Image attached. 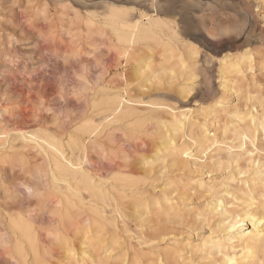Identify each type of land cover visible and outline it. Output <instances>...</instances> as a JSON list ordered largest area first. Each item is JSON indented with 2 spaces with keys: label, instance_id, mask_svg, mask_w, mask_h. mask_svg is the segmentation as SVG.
Returning <instances> with one entry per match:
<instances>
[{
  "label": "rangeland",
  "instance_id": "obj_1",
  "mask_svg": "<svg viewBox=\"0 0 264 264\" xmlns=\"http://www.w3.org/2000/svg\"><path fill=\"white\" fill-rule=\"evenodd\" d=\"M153 1L0 0V264H20V242L28 264H224L208 242L231 254L228 218L247 202L263 214L264 0H201L193 15L207 28L156 0L177 34L127 60L98 24L109 6L148 15ZM105 100L130 113L114 117ZM49 144L96 190L55 170Z\"/></svg>",
  "mask_w": 264,
  "mask_h": 264
},
{
  "label": "bare ground",
  "instance_id": "obj_2",
  "mask_svg": "<svg viewBox=\"0 0 264 264\" xmlns=\"http://www.w3.org/2000/svg\"><path fill=\"white\" fill-rule=\"evenodd\" d=\"M106 3V2H105ZM63 5V4H62ZM148 5V4H147ZM64 8V7H63ZM157 8H163L161 7V3L157 2L156 0L153 1L152 4V12L148 15H143L140 14L139 16L136 15L134 12L129 11H120L117 10L114 7L109 6L107 9V12L102 15L103 20H99L100 24L99 26H104L105 28H108L116 37L117 41L120 44V54L122 56L131 57L132 52L135 51V48L137 46H148L150 44L153 45H158V44H163L165 43V39L163 41V35H164V29H170L173 32V35H170L175 37L177 32L175 29L170 28L165 22L161 20V18L157 17L156 13L158 12ZM63 10V9H62ZM77 10V9H76ZM132 11V10H131ZM79 12V11H77ZM142 13V12H141ZM159 13V12H158ZM80 14V13H79ZM96 15V14H95ZM89 16V15H88ZM93 17V16H92ZM97 17V16H96ZM98 18V17H97ZM96 18V19H97ZM97 20V21H98ZM99 23V22H98ZM97 24L95 17L89 18L87 20V25L90 27H94ZM171 24V23H170ZM81 25V24H80ZM100 26V28H101ZM99 29V28H98ZM181 29V28H180ZM101 30V29H100ZM79 31V30H78ZM95 32V31H94ZM98 32V31H97ZM96 34V33H95ZM103 34V32H102ZM167 34V33H166ZM110 35V34H109ZM86 36V34H85ZM198 36V35H197ZM112 37V36H111ZM169 37V36H167ZM166 38V37H164ZM167 39V38H166ZM170 39V38H169ZM196 39V38H195ZM237 39V38H236ZM173 40V39H172ZM198 40V39H197ZM178 41V40H177ZM167 43H169V40H167ZM171 43V42H170ZM170 43L166 45V47L169 49ZM166 44V43H165ZM164 46V45H163ZM166 48V49H167ZM165 50V47H164ZM116 53V52H114ZM111 54V53H110ZM117 54V53H116ZM196 55V52H195ZM251 55V54H250ZM252 56V55H251ZM124 57V58H125ZM131 59V58H130ZM133 60V58H132ZM185 60V59H183ZM99 64V63H98ZM127 64V63H126ZM213 65V64H212ZM119 66V65H118ZM126 66V65H125ZM234 66V65H231ZM142 67V66H141ZM183 67V66H182ZM184 68V67H183ZM238 68V67H237ZM240 68V67H239ZM121 71V70H120ZM125 71V70H124ZM122 75V74H121ZM119 76V75H118ZM132 76V75H131ZM127 77V76H126ZM145 77V76H143ZM105 79V78H104ZM146 79V78H145ZM124 80V79H123ZM227 80V79H226ZM98 82V81H97ZM228 82V81H227ZM183 87V86H182ZM230 88V87H229ZM114 89V88H112ZM129 89V88H128ZM94 93V92H93ZM111 95V94H110ZM147 95V94H146ZM134 96V95H133ZM109 97V96H108ZM122 97V96H121ZM135 98V97H134ZM106 101V100H105ZM121 101V100H120ZM144 101V100H143ZM221 102V101H220ZM106 103L110 106L109 112L111 115L114 117H119V116H126L128 113H130L129 110H124L121 107L122 102H118L120 106H116V100H107ZM129 107V106H127ZM159 107V106H158ZM132 108V107H131ZM90 110V109H89ZM236 111V110H235ZM84 113V112H83ZM103 113V112H101ZM242 113V112H240ZM246 114V113H245ZM101 115V114H100ZM106 115V114H105ZM103 115V116H105ZM235 115V114H234ZM243 115V114H242ZM2 117V116H1ZM90 117V116H89ZM113 117V120H114ZM182 117V116H181ZM246 117V116H245ZM252 117V116H251ZM191 118V117H190ZM188 119V118H187ZM237 119V118H236ZM117 120V119H115ZM114 120V121H115ZM174 119H172L173 121ZM184 120V119H183ZM256 120V119H255ZM259 120V119H258ZM176 121V120H175ZM178 121V120H177ZM107 121V123H109ZM112 122V121H111ZM110 122V123H111ZM253 122V121H252ZM115 123H118L117 121ZM176 123V122H175ZM254 123V122H253ZM72 124V123H71ZM200 125V124H199ZM88 124L85 126L87 127ZM90 126V125H89ZM107 126V125H106ZM175 126V125H174ZM84 127V128H85ZM178 127V126H175ZM84 128H82L84 130ZM169 128V126H168ZM204 128V127H203ZM106 129V128H105ZM176 129V128H174ZM173 129V130H174ZM206 129V128H204ZM186 130V129H185ZM180 131V130H179ZM207 131V130H206ZM4 132V131H3ZM171 132V131H170ZM176 133V132H175ZM96 135V133H92ZM209 134V133H208ZM210 135V134H209ZM208 135V136H209ZM256 135V134H255ZM182 136V135H181ZM187 136V135H186ZM192 136V135H191ZM8 137V134H7ZM191 138V137H190ZM193 138V137H192ZM8 139V138H7ZM6 139V140H7ZM25 140V138H22ZM35 139V138H34ZM5 140V141H6ZM31 139L28 140V142ZM33 141V140H32ZM67 141V140H66ZM113 141V140H112ZM171 141V140H170ZM210 141V140H208ZM221 141V140H220ZM36 142V141H35ZM47 142V141H46ZM73 142V141H72ZM192 142V141H191ZM7 143V142H6ZM5 143V144H6ZM37 143V142H36ZM217 143V142H216ZM68 144V143H67ZM170 144V143H169ZM213 144V143H212ZM256 144V143H255ZM7 145V144H6ZM173 145V144H172ZM195 145V144H194ZM51 150L55 154V159H54V168L55 170L65 173L68 175L72 180H77L78 182L80 181L82 185H85L88 188H91L92 190H96V187L98 186H92L93 183H91L83 174L82 172V167L80 168L75 167L73 168L72 165H66L63 162V157L61 151L57 148L56 145L54 144H49ZM168 146V145H167ZM1 147V146H0ZM183 147V146H182ZM184 148V147H183ZM190 151V150H189ZM66 152V151H65ZM44 153V152H43ZM68 153V152H67ZM177 153V152H176ZM179 153V152H178ZM188 153V152H187ZM185 154V153H184ZM68 155V154H67ZM173 155V154H172ZM156 156V155H155ZM173 157V156H172ZM181 157V155H180ZM160 158V157H159ZM68 160V159H67ZM49 161V160H48ZM119 162V161H118ZM136 162V161H134ZM139 162V161H138ZM73 163V162H72ZM130 163V162H129ZM181 163V162H180ZM153 164V163H152ZM185 164V163H184ZM50 165V164H49ZM123 166V165H122ZM50 168V167H49ZM111 168V167H110ZM53 170V169H52ZM50 170V171H52ZM132 170V169H131ZM133 171V170H132ZM55 172V171H54ZM128 172H131L128 170ZM151 173V172H150ZM112 174V173H111ZM121 174V173H120ZM57 175V173H56ZM102 175V174H101ZM123 175V174H122ZM87 176V174H86ZM51 177V176H50ZM65 178V177H64ZM161 178V177H160ZM109 181V180H108ZM107 181V182H108ZM96 182V181H94ZM113 183V181H112ZM38 184V183H37ZM103 186V185H102ZM218 187V186H217ZM227 187V186H226ZM74 188V187H73ZM87 188V189H88ZM122 189V188H121ZM77 190V189H76ZM79 190V189H78ZM86 190V189H85ZM242 191V190H241ZM230 193V192H229ZM261 193V192H259ZM225 194V193H224ZM231 194V193H230ZM163 195V194H162ZM263 195V194H262ZM62 196V195H61ZM229 196V195H228ZM68 197V196H66ZM258 197V196H257ZM183 199V198H182ZM62 200V199H60ZM70 200V199H69ZM254 200H256L254 198ZM66 201V200H65ZM161 201V200H159ZM175 201V200H174ZM216 201V199H215ZM237 201V200H236ZM214 202V201H213ZM258 202V201H257ZM261 205L264 208V195L261 197V200L259 201ZM172 203V202H171ZM60 204V203H59ZM76 204V203H75ZM65 205V204H64ZM118 205V203H117ZM223 201L217 200L216 205L213 207V210L221 214V216L227 215V211L223 208ZM105 206V205H104ZM251 203L247 202V206L245 207L246 210L244 209V218L241 215H232L230 218V224L227 226V233L228 236L224 239V241L228 244L231 245L232 248V253L228 254L226 253V247L224 246V243L221 242V240H218L217 242H208L211 246L218 247L221 249V254L223 256V263L224 264H264V212L260 216L256 215L252 210H251ZM259 206V205H258ZM240 207V206H239ZM244 207V206H243ZM161 208V206H160ZM172 208V207H171ZM212 208V207H211ZM229 208V207H228ZM119 209V208H118ZM220 209V211H219ZM96 210V209H95ZM203 210V209H202ZM239 211V210H238ZM243 211V210H241ZM164 212V210H163ZM167 212V211H166ZM56 214H58L61 219L63 216L68 217L69 214L68 212H65L63 215V212L61 210L55 211ZM237 213V212H236ZM243 213V212H242ZM258 213V212H257ZM113 214V213H112ZM58 216V218H59ZM91 217V216H90ZM25 218V217H24ZM225 218V217H224ZM10 219V218H9ZM8 219V220H9ZM246 219L250 220L252 224V230L248 231L243 229V226L245 225ZM6 220V219H5ZM80 220V219H79ZM226 221V220H225ZM61 222V221H59ZM64 223V222H63ZM89 223V222H88ZM248 223V222H247ZM10 224V223H9ZM68 224V223H67ZM84 225V224H83ZM34 226V225H33ZM78 226V225H77ZM64 227V226H63ZM12 228L19 233V235H15L18 237V239L25 244L28 245L30 251L32 252V256L34 257L35 261H38V256L37 252L34 246L35 238L31 230V225L27 223L24 219H18L12 222ZM59 228V227H58ZM95 228V227H94ZM246 229V228H245ZM13 230V231H14ZM89 230V227H88ZM93 230V229H92ZM97 230V229H96ZM14 231V232H15ZM54 231V229H53ZM226 231V229H225ZM10 232V231H9ZM12 232V231H11ZM51 232V231H50ZM93 232V231H92ZM97 232V231H96ZM62 233V232H60ZM87 233V232H86ZM98 233V232H97ZM14 234V233H13ZM2 235V234H1ZM90 235V234H89ZM97 235V234H96ZM225 234H223L224 236ZM95 236V235H94ZM93 236V237H94ZM96 237V236H95ZM17 239V240H18ZM37 239V238H36ZM55 239V238H54ZM40 240V239H38ZM84 240V238H83ZM169 240V239H168ZM16 242V241H15ZM19 242V241H18ZM17 242V243H18ZM37 242V241H36ZM237 242V246H234V243ZM73 243V242H72ZM99 243V242H98ZM40 245V244H39ZM209 245V246H210ZM23 244L20 242L19 244L16 245L15 251V256L17 257V261L20 264H28V259L27 257L30 256L31 254H28L24 248ZM82 246V245H81ZM84 246V245H83ZM188 246V245H187ZM71 249V248H69ZM84 249V248H83ZM82 249V250H83ZM98 249V248H97ZM217 249V248H216ZM28 251V249H27ZM201 251V250H200ZM241 251L242 253L240 256H238L235 252ZM11 252V251H10ZM72 252V251H71ZM99 253V252H98ZM183 253V252H182ZM261 254L259 256L258 254ZM28 254V256H27ZM7 256V255H6ZM159 256V255H158ZM218 257V256H217ZM160 259V258H159ZM30 260V259H29ZM11 261V260H10ZM84 261V260H83ZM40 262V261H39ZM34 263V262H33Z\"/></svg>",
  "mask_w": 264,
  "mask_h": 264
},
{
  "label": "snow or ice",
  "instance_id": "obj_3",
  "mask_svg": "<svg viewBox=\"0 0 264 264\" xmlns=\"http://www.w3.org/2000/svg\"><path fill=\"white\" fill-rule=\"evenodd\" d=\"M209 2H211V0H209ZM169 3L182 5L183 10L189 16L191 23L195 24L198 27L200 26L201 23H203L205 28L208 27L207 17H201L199 15H193V13L199 14V8L197 7V5H199L201 3V0H169ZM209 31L211 33L210 29H209ZM201 59H203V56H201Z\"/></svg>",
  "mask_w": 264,
  "mask_h": 264
}]
</instances>
